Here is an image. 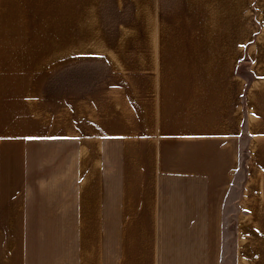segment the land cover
I'll return each instance as SVG.
<instances>
[{"label": "crops", "instance_id": "crops-1", "mask_svg": "<svg viewBox=\"0 0 264 264\" xmlns=\"http://www.w3.org/2000/svg\"><path fill=\"white\" fill-rule=\"evenodd\" d=\"M118 2L0 0V264H224L229 203L239 258L264 226V0H159L157 106L108 86L86 114L84 4Z\"/></svg>", "mask_w": 264, "mask_h": 264}, {"label": "rangeland", "instance_id": "rangeland-1", "mask_svg": "<svg viewBox=\"0 0 264 264\" xmlns=\"http://www.w3.org/2000/svg\"><path fill=\"white\" fill-rule=\"evenodd\" d=\"M84 5L85 50L84 66L80 69L83 75L85 113L89 114L94 107L92 92L102 91L107 89L108 86L115 88L117 91L125 86L127 90L131 91L135 108L146 109L157 106L163 86L166 85L162 82L165 80L164 76L175 73V68L160 66L162 61L158 51L160 43L169 42L170 37L175 40V35L162 33L163 31H170V28L175 26V20L168 18L172 13L161 12L159 0H142L140 3L132 0L129 3L100 4V17L97 18L94 10L95 4L85 3ZM109 7L110 10H108ZM163 15L166 17H162ZM95 30L96 33L100 30L102 34L99 32L96 34ZM257 37L260 36H255L250 41H255L254 39ZM105 42L124 43L126 44L125 48L129 49L122 52L95 50L98 45L102 48ZM122 54L124 56H119ZM123 57H126V61ZM102 58L114 60L120 58L123 59L120 60L121 62H131L132 65L100 66L98 64L104 62L101 61ZM253 70L254 68L246 62L239 68V73L243 76L247 89L248 85L254 80ZM245 163L244 180L247 177ZM239 184L240 181L238 187L235 188V198L239 195ZM228 206L223 263L264 264V226L243 228L244 252L243 256L239 258V235H237L235 225V218L238 213L237 205L233 202L229 203Z\"/></svg>", "mask_w": 264, "mask_h": 264}]
</instances>
